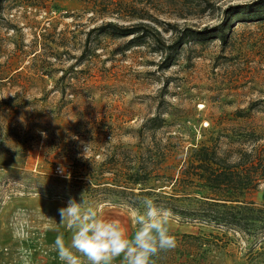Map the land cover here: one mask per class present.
<instances>
[{"label": "rangeland", "instance_id": "1", "mask_svg": "<svg viewBox=\"0 0 264 264\" xmlns=\"http://www.w3.org/2000/svg\"><path fill=\"white\" fill-rule=\"evenodd\" d=\"M258 1L0 0V264H62L58 209L83 193L131 232L123 206L166 208L190 147L264 133V16L236 21ZM244 198L264 204V182ZM170 232L153 264H263L260 235L176 213Z\"/></svg>", "mask_w": 264, "mask_h": 264}, {"label": "trees", "instance_id": "2", "mask_svg": "<svg viewBox=\"0 0 264 264\" xmlns=\"http://www.w3.org/2000/svg\"><path fill=\"white\" fill-rule=\"evenodd\" d=\"M239 13L236 21L263 18L264 0H259L253 7L250 4L242 5L240 11H236V14ZM106 25L117 35L139 30L113 23ZM187 30L198 36L202 34L201 31ZM210 30L212 36L223 38V25ZM185 34L183 32L182 36ZM237 112L236 117L246 116L241 111ZM240 126L217 132L210 137V144L200 142L190 147L178 176L169 184L174 192H159L157 195L167 199V203H164L167 204L166 208L196 222L214 223L236 228L249 235H260L261 240L254 252L264 264V204L256 205L244 198L247 191L260 181L264 182V133ZM132 181L140 182L134 178ZM191 187L200 190L201 194L191 195ZM189 236L199 238L198 235H184L186 238ZM215 238L223 239L218 235Z\"/></svg>", "mask_w": 264, "mask_h": 264}, {"label": "clouds", "instance_id": "3", "mask_svg": "<svg viewBox=\"0 0 264 264\" xmlns=\"http://www.w3.org/2000/svg\"><path fill=\"white\" fill-rule=\"evenodd\" d=\"M123 207L131 232L119 219L102 216L84 193L79 202L70 198L59 208V222L70 233L66 241L65 234L59 232L52 246L62 264H114L118 258L121 264H153V257L176 247L170 232L171 209L158 206L149 196H141L135 206Z\"/></svg>", "mask_w": 264, "mask_h": 264}, {"label": "built area", "instance_id": "4", "mask_svg": "<svg viewBox=\"0 0 264 264\" xmlns=\"http://www.w3.org/2000/svg\"><path fill=\"white\" fill-rule=\"evenodd\" d=\"M61 168L62 167L60 165H56L54 167V173L57 174V175H61L62 174Z\"/></svg>", "mask_w": 264, "mask_h": 264}, {"label": "crops", "instance_id": "5", "mask_svg": "<svg viewBox=\"0 0 264 264\" xmlns=\"http://www.w3.org/2000/svg\"><path fill=\"white\" fill-rule=\"evenodd\" d=\"M115 262H117V264H121V260L118 262V260L117 261H115Z\"/></svg>", "mask_w": 264, "mask_h": 264}]
</instances>
